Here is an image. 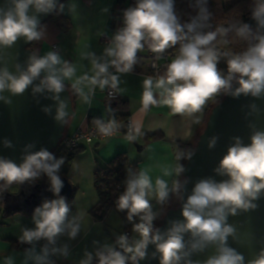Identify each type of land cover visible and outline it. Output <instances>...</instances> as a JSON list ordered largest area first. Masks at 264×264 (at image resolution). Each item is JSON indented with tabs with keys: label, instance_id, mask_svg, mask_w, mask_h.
Returning <instances> with one entry per match:
<instances>
[{
	"label": "clouds",
	"instance_id": "clouds-1",
	"mask_svg": "<svg viewBox=\"0 0 264 264\" xmlns=\"http://www.w3.org/2000/svg\"><path fill=\"white\" fill-rule=\"evenodd\" d=\"M189 7L194 15L185 21L177 13L176 0H135L133 6L123 10L122 26L111 34L99 54L92 50L80 53L87 66L78 67L53 48L43 55L31 51L23 63L14 62L10 68L8 50L18 40L32 44L46 37L47 26L40 16L66 12L78 16L79 5L77 0H4L0 4V100L11 103L5 92L20 95L31 87L33 95H44L55 102L53 119L66 125L71 113L69 101L61 98V93L67 90L88 103L97 88L118 90L120 76L134 70L140 59L138 53L145 48L155 54L177 48V54L162 75L144 79V110L163 104L174 114H187L198 124L195 114L201 113L213 98H264V0H251L253 23L241 19L213 25L209 0H190ZM101 11L107 13L108 8ZM235 42L243 45L241 50L232 49ZM221 61L226 65L224 70L219 68ZM52 108L50 105L42 110L51 114ZM250 109L258 111L254 104ZM93 123L105 136L118 130L114 117L107 121L93 118ZM251 127L250 143L245 145L240 137H233L213 169L223 179H199L186 198L188 179H180L186 171L181 161L190 160L194 149L180 150L175 165L164 168L162 175L154 179L147 170L128 169L124 191L115 205L126 213L135 235L121 233L112 243L94 241V251L85 250L79 264H140L157 258L159 264H245L244 256L228 245L229 237H237L228 217L254 210L256 201L264 196V130ZM139 132L131 125L128 139H135ZM217 139H209V149L215 147ZM3 143L13 147L7 139ZM34 147H24L19 164L0 157V190L14 183L34 184L42 176L47 177L48 190L55 198L43 200L34 209V227L22 228L18 241L28 245L22 250L23 264H55L53 257L67 258L70 254L69 245L60 243L61 237L75 240L81 232L82 217L72 215L69 203L60 195L64 157H56L43 147L34 151ZM173 197L180 204L182 219L169 220L162 230L155 224L162 213L153 201L164 208ZM149 245L155 249L151 254ZM208 248L214 252L204 261L191 259ZM4 264H15V258L6 257ZM248 264H264V249Z\"/></svg>",
	"mask_w": 264,
	"mask_h": 264
},
{
	"label": "crops",
	"instance_id": "crops-1",
	"mask_svg": "<svg viewBox=\"0 0 264 264\" xmlns=\"http://www.w3.org/2000/svg\"><path fill=\"white\" fill-rule=\"evenodd\" d=\"M77 2L79 5L78 16L68 15L66 12L62 15H55L43 23L47 26V35L43 40L33 42L32 51L43 55L55 46L64 59L76 63L78 67L81 65L87 66L88 64L87 61L80 59L82 51L92 50L97 54L102 51L107 44L104 38H110L111 34L122 26V18H117V21L115 17L117 11L116 0H77ZM64 3H67V1ZM104 8H108L107 13L101 11ZM144 54L145 50L138 53L141 57ZM219 68L226 69L223 61L219 64ZM148 77H153L149 72L148 62L143 58L142 60L139 59L132 72L120 76L119 89L117 90L120 98L129 102L128 119L131 120L132 125L140 129L139 134H135V139H128V136L122 132L109 140L100 141V143L83 150L85 152L81 156L75 155L69 162L70 164L67 165L73 167L78 160L84 157L90 171L91 168L94 170L95 168L104 167L119 155H126L131 163H137L138 170L149 171L153 179L158 175H162L164 168L175 165L177 155L175 142L192 141L198 135L203 114L213 99L209 100L201 113L195 114L199 117L200 122L198 124L193 123L192 117L187 114H174L163 104L151 106L148 110H144L141 104V95L143 81ZM106 89L100 90L97 88L88 103L83 102L76 94L72 93L76 114L68 122L66 135H71L78 129L88 128L89 116L105 119L106 115L110 113L108 101L105 98ZM157 132H161L164 139L152 143L144 142V135ZM134 140L143 146L141 152L137 151L133 143ZM183 178L180 177V179ZM69 179L72 185L76 184L73 177L69 176ZM21 185L14 183L9 186L8 191L12 187V192L10 190L9 194L7 191L1 202L0 264H4V260L8 256L15 258V264H23L22 251L15 249L11 242L12 240L18 241L22 228L34 227L32 223L33 207L21 206L14 199V196L20 191ZM48 185V179L43 180L40 178L34 184L24 183L22 190L25 194L29 192V194H26L28 197L34 193L33 189L35 187L40 188L42 191ZM73 190L75 194L77 190L75 185ZM40 198L38 197V202ZM153 203L156 210L161 211V218H163L167 210L176 206L178 201L173 197L170 205L164 208L156 205L155 201ZM97 204L98 199L95 196H91L86 201L69 203L72 209L71 214H79L82 217L81 232L75 240H68L66 236L61 237L60 243L69 245L70 254L67 258L53 257L55 264H79L85 250L94 251L96 247L94 241H99L101 244L112 243L116 237L115 229L125 228V224L115 210L108 211L102 221H95L90 211Z\"/></svg>",
	"mask_w": 264,
	"mask_h": 264
},
{
	"label": "water",
	"instance_id": "water-1",
	"mask_svg": "<svg viewBox=\"0 0 264 264\" xmlns=\"http://www.w3.org/2000/svg\"><path fill=\"white\" fill-rule=\"evenodd\" d=\"M67 0H60L64 3ZM4 0H0L2 4ZM55 14L40 16L41 23L47 22ZM32 44L25 43L23 39L18 40L15 45L8 50L10 59L9 67L14 62L23 63L32 51ZM11 103H5L0 100V157H5L21 162L23 149L28 144H34V151L40 148H46L54 153L59 147L61 141L65 138L68 124H58L53 116L55 114L54 101L46 98L44 95H33L31 87L23 94L11 95L4 93ZM61 98L69 101L68 111L71 113L68 122L76 114L74 111V100L71 92L67 90L61 93ZM255 105L257 112H252L250 105ZM53 106L52 113L46 114L42 109L46 106ZM264 130V98H253L251 96L241 95L238 98L224 96L223 99L216 103L210 110L208 119L196 138L194 154L190 160H187L183 174L188 179L186 185V194L191 193L195 182L205 177H213L217 181L223 179L217 176L213 169L218 165L220 159L227 152L228 147L233 142V137H240L245 145L250 143L252 127ZM217 137V143L214 148L209 149L208 141L211 137ZM11 141L13 147L4 146V140ZM138 152L143 150V146L133 141ZM60 195L66 200L73 197V187L65 178ZM21 189L14 199L21 206H32L35 209L39 206L37 194L33 193L27 197ZM37 189V187H35ZM49 188V185L47 186ZM9 196L7 195V198ZM257 207L254 210L241 211L235 216L228 217V223L233 225L237 230V237H229L228 245L236 249L245 258V264L253 259L261 249H264V196L256 201ZM182 219L181 207L177 206L167 210L161 221L160 229L168 227L169 220ZM187 239V237H186ZM154 246L149 245L148 252L154 251ZM214 252L213 248H208L202 253L193 254V261H204ZM140 264H159L157 259H146Z\"/></svg>",
	"mask_w": 264,
	"mask_h": 264
},
{
	"label": "trees",
	"instance_id": "trees-1",
	"mask_svg": "<svg viewBox=\"0 0 264 264\" xmlns=\"http://www.w3.org/2000/svg\"><path fill=\"white\" fill-rule=\"evenodd\" d=\"M189 2L190 0H176L177 13L180 15L181 19L185 21L188 20L190 15H194L193 10L189 7ZM134 3L135 0H116V5L127 4L130 7L133 6ZM250 3L251 0H209L210 11L213 13V17H212L213 25L227 24L228 22H234L241 19L245 22L253 23L250 20V11H249ZM231 47L233 50L239 51L242 49L243 45L240 44L239 42H235L231 45ZM168 54H170L171 56H175L177 54V48L168 49ZM164 72L165 71H161L160 75H162ZM223 97L224 96L213 98V101L211 102L210 106L205 110L203 114V120L200 126L199 133L202 132L203 130V127L208 119L210 110L214 107L216 103L220 102L223 99ZM108 106L110 108V113L106 115L105 119L102 118L103 120L107 121L110 118L114 117L117 123L120 124L129 117L128 114L129 102L127 100H123L122 98L118 100H112V101L110 100L108 101ZM93 118L95 117L89 116L88 118L89 125L94 124ZM197 136L192 141L175 142L176 153H178L180 150H187L190 148L194 149L197 141L196 140ZM162 139H164V136L161 132H157L155 134H146L143 136V140L145 143L157 142V140H162ZM83 150L85 149H78L74 153H63L58 148L56 151H54V155L56 157H64L65 159V163L60 171L61 177L62 176L64 177L65 174L64 168L66 164H68L78 152ZM186 162L187 160L181 161L184 167L186 165ZM103 169L109 170L108 175L106 177L102 176ZM128 169L139 171L137 163L135 164L131 163L126 155H119L114 159H112V161L106 164L104 167L97 169L94 175V180H95V191H97V195H98V204L95 207H93L90 211V214L93 217V219L97 222H100L103 220V218L105 217L108 211L115 210L120 215L123 223L125 224L126 233H129L128 231L132 230V226L126 220V213L117 210L115 202L119 197V195L124 191V188H122L121 191H117L116 187L118 184L125 181ZM41 179L44 180L47 179V177L42 176ZM54 198L55 197L52 194V192L46 190L44 195L39 200V205L45 199H54ZM70 201H71L70 199L67 200L68 203H70ZM161 221L162 218L155 221L157 227L161 225ZM11 244L15 249L20 251L28 247V245L21 244L15 240H12Z\"/></svg>",
	"mask_w": 264,
	"mask_h": 264
},
{
	"label": "built area",
	"instance_id": "built-area-1",
	"mask_svg": "<svg viewBox=\"0 0 264 264\" xmlns=\"http://www.w3.org/2000/svg\"><path fill=\"white\" fill-rule=\"evenodd\" d=\"M105 40L107 41L108 37L107 38L105 37L104 41ZM54 48L56 49L55 46ZM144 50H145L144 56L141 57L138 55V57H140L141 60L143 58L145 61L148 62L149 72L154 78L160 75L161 71H165L167 63H169L171 59L175 57L168 54V50H166L165 53L163 54L152 53L147 48H145ZM157 55H160L161 58L157 59L156 58ZM105 98L107 99V101L118 100L120 99V95L117 90L107 88L105 91ZM131 125H132L131 120L127 118L124 122L118 124V130L116 132H114L110 136H105L98 132L95 124H92L89 125L88 128L86 129H78L76 130L75 133H72L71 135H66L58 147L63 153H74L78 149H87L89 147L94 146V144L100 143V141L109 140L121 134L122 132L126 136H128L129 127ZM108 171H109L108 169H103L102 176L106 177L108 175ZM37 181H39V179ZM116 188L117 191H121L122 188H124V182L118 184ZM7 191H8V187L3 190H0V206L2 200L6 196ZM128 234L130 235V233Z\"/></svg>",
	"mask_w": 264,
	"mask_h": 264
},
{
	"label": "rangeland",
	"instance_id": "rangeland-1",
	"mask_svg": "<svg viewBox=\"0 0 264 264\" xmlns=\"http://www.w3.org/2000/svg\"><path fill=\"white\" fill-rule=\"evenodd\" d=\"M129 5H117V11L115 13V17L116 20L117 18H122V12L124 9L128 8ZM122 11V12H120ZM118 21V20H117ZM173 59V58H172ZM85 151H80L78 152V154L76 155H82ZM85 158H81L80 160L77 161V163H75V165H73V167L69 166L66 164L65 166V174L64 177L71 183L69 176L73 177V179L76 181V184L71 183L72 187L77 188L76 193L73 195V197L70 198V202H79V201H86L89 198L92 197H97V191H95V180H94V172H96L97 168H95L94 170H92V168L89 169L87 168V163L85 162ZM70 164V163H69ZM13 185V184H12ZM10 190L12 192V187H10ZM10 190L8 191V193L10 194ZM179 203V202H178ZM177 203V204H178ZM154 204V203H153ZM155 207V205H154ZM131 235L130 236H134L135 234L131 231H128ZM121 233H126L125 228H116L115 229V236L121 234Z\"/></svg>",
	"mask_w": 264,
	"mask_h": 264
},
{
	"label": "flooded vegetation",
	"instance_id": "flooded-vegetation-1",
	"mask_svg": "<svg viewBox=\"0 0 264 264\" xmlns=\"http://www.w3.org/2000/svg\"><path fill=\"white\" fill-rule=\"evenodd\" d=\"M29 185H30V183H29ZM44 187V186H43ZM42 189V188H41ZM46 190H48V188H43V190L41 191L40 190V188H35V189H33V191H34V193H36L37 194V197H42L43 196V194L46 192ZM32 191V192H33ZM26 194H29V192H27ZM29 197V196H28Z\"/></svg>",
	"mask_w": 264,
	"mask_h": 264
}]
</instances>
